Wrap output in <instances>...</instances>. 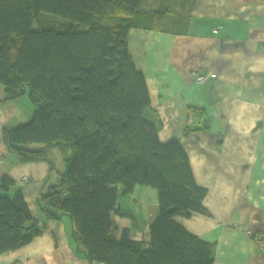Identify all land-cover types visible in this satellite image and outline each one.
I'll use <instances>...</instances> for the list:
<instances>
[{
    "label": "trees",
    "instance_id": "16d2710c",
    "mask_svg": "<svg viewBox=\"0 0 264 264\" xmlns=\"http://www.w3.org/2000/svg\"><path fill=\"white\" fill-rule=\"evenodd\" d=\"M192 1L0 0V102L27 92L34 107L25 124L3 131L4 143L17 161L55 170V183L35 204L46 220L69 218L77 251L90 263L213 262V244L175 220L207 215L206 189L178 141L159 140L162 123L127 44L131 28L180 34L181 12ZM52 149L61 168L48 157ZM136 186L157 193L147 243L112 219L120 214L119 191L128 195ZM39 226L21 189L1 177L0 255L28 245Z\"/></svg>",
    "mask_w": 264,
    "mask_h": 264
},
{
    "label": "crops",
    "instance_id": "0c3cea01",
    "mask_svg": "<svg viewBox=\"0 0 264 264\" xmlns=\"http://www.w3.org/2000/svg\"><path fill=\"white\" fill-rule=\"evenodd\" d=\"M185 17L180 34L131 28L127 35L133 65L162 123L159 140L178 141L195 182L206 189L207 215L175 220L213 244L212 264H264L256 241L264 235V0H193ZM193 73L207 80L197 83ZM33 108L26 92L0 102V178L21 189L41 233L0 255V264H99L77 251L68 217L46 220L35 204L55 183V170L43 161H17L4 143L3 131L28 121ZM116 207L113 223L147 243L158 214L156 191H119Z\"/></svg>",
    "mask_w": 264,
    "mask_h": 264
},
{
    "label": "rangeland",
    "instance_id": "374dc122",
    "mask_svg": "<svg viewBox=\"0 0 264 264\" xmlns=\"http://www.w3.org/2000/svg\"><path fill=\"white\" fill-rule=\"evenodd\" d=\"M149 9H151V7L149 8ZM186 11L187 10H185V12H181V14H182V16H186ZM146 14V13H145ZM147 16H148V14H146ZM183 17V18H186V17ZM170 17H171V15L169 16V19H170ZM168 19V20H169ZM170 22V21H169ZM143 23H145V20H143L142 21V23L140 22V24H143ZM171 24V23H170ZM170 24H168L169 26H170ZM184 24V20H182L181 19V21L178 23V30H181V26ZM33 29H36V26L35 25H33V27H32ZM20 43V40H18L17 41V44H19ZM0 87H2L1 85H0ZM26 95H28V93L26 92ZM34 109V108H33ZM33 109H32V111H33ZM27 122V121H26ZM25 122V123H26ZM25 123H23V124H25ZM52 152H53V155H48V157H49V159H50V161L51 162H53V165L54 166H56V167H59L60 166V161H61V157H60V154H59V151L57 150V149H52L51 150ZM59 168H61V167H59Z\"/></svg>",
    "mask_w": 264,
    "mask_h": 264
},
{
    "label": "built area",
    "instance_id": "2783aa9c",
    "mask_svg": "<svg viewBox=\"0 0 264 264\" xmlns=\"http://www.w3.org/2000/svg\"><path fill=\"white\" fill-rule=\"evenodd\" d=\"M193 77L197 83H204L207 80V76L202 73H193ZM25 180V179H24ZM257 244L260 249L264 251V235H259L256 237Z\"/></svg>",
    "mask_w": 264,
    "mask_h": 264
},
{
    "label": "bare ground",
    "instance_id": "6f19581e",
    "mask_svg": "<svg viewBox=\"0 0 264 264\" xmlns=\"http://www.w3.org/2000/svg\"><path fill=\"white\" fill-rule=\"evenodd\" d=\"M24 179H26V178H23V181H24Z\"/></svg>",
    "mask_w": 264,
    "mask_h": 264
}]
</instances>
